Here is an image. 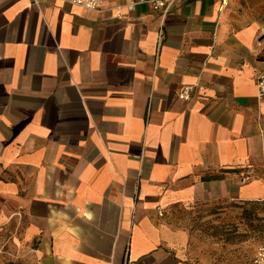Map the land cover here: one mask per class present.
<instances>
[{"label":"crops","instance_id":"crops-1","mask_svg":"<svg viewBox=\"0 0 264 264\" xmlns=\"http://www.w3.org/2000/svg\"><path fill=\"white\" fill-rule=\"evenodd\" d=\"M128 2L0 0V264H247L257 251L261 236L248 261L217 263L176 222L264 205V0L166 14Z\"/></svg>","mask_w":264,"mask_h":264},{"label":"rangeland","instance_id":"rangeland-1","mask_svg":"<svg viewBox=\"0 0 264 264\" xmlns=\"http://www.w3.org/2000/svg\"><path fill=\"white\" fill-rule=\"evenodd\" d=\"M176 225L188 230L193 247L210 248L217 263L225 255L248 261L264 230V205L227 201L194 207ZM9 236L7 233L3 240Z\"/></svg>","mask_w":264,"mask_h":264},{"label":"built area","instance_id":"built-area-1","mask_svg":"<svg viewBox=\"0 0 264 264\" xmlns=\"http://www.w3.org/2000/svg\"><path fill=\"white\" fill-rule=\"evenodd\" d=\"M35 4L38 0H32ZM71 5H75L87 10L95 12H104L107 8L104 5L105 0H57ZM184 0H129L127 6L133 8L139 4H149L155 10H161L163 14H166L173 6L182 3ZM225 1V0H223ZM255 84L257 88V96L259 98L264 97V71L258 72L255 77ZM192 87L183 86L179 89L177 97L180 100L187 101L191 98ZM242 182L248 181V178H243ZM158 214L161 216L162 212L158 209ZM247 264H264V230L261 234V240L258 245L255 255L248 261Z\"/></svg>","mask_w":264,"mask_h":264}]
</instances>
